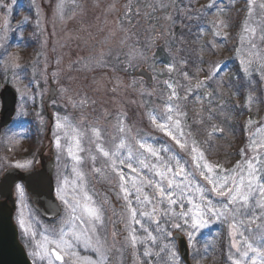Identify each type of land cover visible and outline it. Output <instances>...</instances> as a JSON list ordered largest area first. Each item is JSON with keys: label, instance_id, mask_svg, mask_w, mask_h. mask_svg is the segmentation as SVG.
Returning a JSON list of instances; mask_svg holds the SVG:
<instances>
[{"label": "rangeland", "instance_id": "374dc122", "mask_svg": "<svg viewBox=\"0 0 264 264\" xmlns=\"http://www.w3.org/2000/svg\"><path fill=\"white\" fill-rule=\"evenodd\" d=\"M58 2L59 0H52L49 4L48 0H0V36L7 35L8 41L5 43L8 50L20 57V63L24 67L21 80H16L12 71L6 70L4 61L0 59V91L9 86L17 96L14 118L6 128L0 130V175L7 168H15L18 162L32 161L20 170L32 167L36 152L47 133L48 119L42 101L48 94V80L58 89V96L50 103L49 108L53 117L49 140L55 152L53 178L56 198V189L60 186L65 188L68 198L72 197L76 177L71 171L74 161L68 156L67 149L60 153L55 149L52 135L55 118L66 117L79 128L88 125L90 128L100 129V143L106 149L113 148L114 138L118 135L117 117L126 118L125 123L134 132L142 130L172 145L162 133L152 130L145 114L146 106L164 111L163 105L171 91L165 81L173 83L181 97L186 96V99L180 101L186 116H181L180 120L184 132L191 134L188 136L189 147L195 140L209 162L219 163L227 169L256 155L255 149L250 147V137L255 136L257 140L264 137V133L256 131L258 127L264 126V64L259 62L256 55L259 53L260 57H264V9L259 7L264 0H255L251 14L246 0H223L220 5L223 12H217L215 8L208 9V14H211L208 15V22L205 21L200 27L204 34L198 40L199 59L202 61L197 69L200 71L196 70L193 74L206 85H212L208 92H203V88L197 90L195 83L191 90H182L184 85H191V82L196 81L182 75L183 63L178 61L177 56L174 58L177 49H172L169 45L168 36L173 17L166 9L174 7L172 0H103L90 8L88 15L84 13L80 0H63L62 19L55 13ZM209 2L210 0H193V5L195 10H207ZM129 5L134 12L139 11V15H132L131 24L124 17ZM151 5H156L159 11L156 8L154 11ZM121 15L122 20L119 19ZM234 15L244 17L239 28L232 26L229 20ZM221 20L226 21L228 26L214 28V23ZM246 27L255 30L252 41L256 44L255 48L251 47L250 33L245 31ZM214 32L219 34L213 35ZM149 36L157 44L150 49V52L155 49L151 56L158 49H165L166 53H171L170 63L176 64L175 70L170 72L166 65L160 66L156 71L149 68ZM2 52L3 49H0V53ZM231 59L237 63L245 78L246 86L241 91L228 79L227 67ZM241 60L245 63L252 61L250 75L242 71ZM213 64L224 65L219 73L220 78L206 80L205 73L213 70ZM142 69L151 75L150 85L135 77V73ZM174 74H177V79L173 78ZM213 87L217 89L218 98L210 103L208 97L217 96L211 93ZM17 88L21 91L17 92ZM22 94L29 97L26 103L21 100ZM250 94L256 102L249 106L247 97ZM81 101L85 103L82 104ZM22 104L23 110L27 112L23 120L16 117ZM220 105L224 106L223 112L219 109ZM238 106L243 107L240 110ZM209 109L212 110V118ZM37 113L40 115L37 116ZM249 119L252 124H248ZM242 124L246 125V129L240 133L238 130ZM212 125L222 127L224 132H215L210 137L209 134L213 133ZM13 133H21L24 138L10 140ZM61 143L64 145L71 141L62 136ZM81 145L86 149L83 152L77 151L75 144L71 143L73 151L84 158L83 164L78 167L85 177L83 187L104 210L105 228L101 231V237L106 236L107 243L104 246L109 250L111 264H142L143 258L126 239L132 222L120 194L118 180L87 136L82 138ZM242 149L246 152L245 156L241 155ZM259 151L264 153V148ZM92 156L96 157L95 168L104 170L101 173L93 171ZM65 178L69 180L68 185L63 184ZM15 193L17 209L14 221L19 229V239L34 264L30 253L42 237L37 235L33 239L31 232L46 233L50 238L57 236L62 228L67 227L68 214L62 201L57 198L63 208L62 215L52 222H46L32 209L26 193L21 197L16 188ZM21 219H24L26 226L31 225L28 235L20 227ZM175 233L177 232L173 230V235ZM180 235L184 238L183 234ZM205 244L212 247L207 257L200 259L199 264H231L228 259L226 229L213 232L210 236L205 233V238L198 244L201 253ZM77 251L82 255H94L84 252L82 248ZM189 259L190 264H197L191 254ZM36 264L40 262L36 261Z\"/></svg>", "mask_w": 264, "mask_h": 264}, {"label": "snow or ice", "instance_id": "6c2138e0", "mask_svg": "<svg viewBox=\"0 0 264 264\" xmlns=\"http://www.w3.org/2000/svg\"><path fill=\"white\" fill-rule=\"evenodd\" d=\"M222 3L223 0H210L206 7L223 12L224 9L220 7ZM246 3L251 14L255 0H246ZM151 7L156 10L155 5ZM259 7L264 9V3ZM63 8L64 2L59 0L55 13L61 19L64 17ZM132 15H139V11L134 12L133 7L129 5L125 11L128 24L132 23ZM185 18L191 19L190 16ZM213 26L226 28L228 25L226 21L221 20ZM245 31L250 33L251 47L255 48L256 44L252 42L255 30L246 27ZM203 34L204 30L199 29L197 38ZM7 41V35L0 36V49H3L0 59L4 61L5 69H10L16 80H21L24 67L20 63V57L8 50L5 43ZM16 46L20 47L19 44ZM256 55L259 62L264 64V57H260L259 53ZM182 62L184 65L188 63L187 60ZM251 64V60L247 63L241 60L242 71L246 75L251 74ZM166 67L171 72L175 70L176 64L170 63ZM211 67L213 70L205 73L206 80H219V73L224 65L213 64ZM182 75L189 78L187 71ZM191 79H195L197 90L210 86L195 77ZM165 84L171 91L163 105L164 111L146 106L145 114L152 130L162 133L174 147L150 133L139 129L134 132L133 128L125 123L126 118L117 117L118 135L114 138L113 148L106 149L100 143V129L90 128L88 125L79 128L66 117L55 118L52 133L54 146L57 153L67 149L68 156L74 161L71 171L76 177V182L71 198L65 194L63 186L56 189L57 198L62 201L68 214L67 227L51 238L46 233L31 232L33 239L37 235L42 237L30 253L34 264L36 261L40 264H111L109 250L104 246L107 243L106 236L101 237V231L105 228L103 207L98 205L83 187L85 177L78 167L83 164L84 158L77 155L71 146V143H74L77 151H85L81 145L85 136L89 138L90 143L95 144L97 153L102 154L105 165L118 180L119 191L132 222L126 239L143 258L142 264H187L186 256L189 254L199 264L200 259L206 258L212 247L205 244L201 253L198 244L205 238V233L210 236L222 229H226L228 259L231 264H264V153L259 151L264 148V137L259 140L255 136L250 137V147L255 149L256 155L244 163L238 162L231 169L224 168L219 163L209 162L195 140L189 147L188 136L191 134L185 133L182 127L180 117L186 116V113L180 101L186 99V96L181 97L173 83L165 81ZM27 87L26 85L25 89ZM16 90L21 91L19 88ZM214 98H218V94L216 97L209 96V102ZM27 99L29 97L26 94L21 95V100L25 103ZM247 102L250 106L256 100L250 94ZM23 109L24 104L16 112L18 119L23 120L27 116ZM219 109L223 112L224 106L220 105ZM208 111L212 118V110ZM39 115L37 113V116ZM252 123L249 119L248 124ZM212 128L210 137L215 132H224V129L217 125H212ZM256 131L264 133V126L258 127ZM62 136L66 140L70 139L71 143L62 145ZM14 138L24 137L21 133H13L9 139ZM241 155H246L245 150H241ZM91 159L94 172L104 171L95 168V156ZM31 163V160L18 162L15 168L23 169ZM63 184L68 185L69 180L65 178ZM15 187L23 197L24 187L20 184ZM19 224L25 235H28L31 225L26 226L24 219H21ZM173 230L183 234L184 239L181 241L179 235H173ZM78 248L94 255H82L77 251Z\"/></svg>", "mask_w": 264, "mask_h": 264}, {"label": "water", "instance_id": "95a60500", "mask_svg": "<svg viewBox=\"0 0 264 264\" xmlns=\"http://www.w3.org/2000/svg\"><path fill=\"white\" fill-rule=\"evenodd\" d=\"M135 76L144 79L147 85L152 83L151 75L145 70L138 71ZM48 83L49 92L43 100L45 116L48 119L47 133L34 158L33 167L26 171L9 168L0 175V264H31L19 241V232L13 220L16 212V184H22L32 208L44 221H54L62 214V208L55 197L53 182L55 153L48 141L53 124L49 105L57 98L58 92L51 80H48ZM0 101V128H4L11 122L15 113V91L5 86L0 91ZM174 235H179L181 241L184 239L178 233ZM181 253L183 254L182 245ZM186 259L187 264H190L189 255Z\"/></svg>", "mask_w": 264, "mask_h": 264}, {"label": "trees", "instance_id": "16d2710c", "mask_svg": "<svg viewBox=\"0 0 264 264\" xmlns=\"http://www.w3.org/2000/svg\"><path fill=\"white\" fill-rule=\"evenodd\" d=\"M51 1L52 0H48V3L51 4ZM99 1H103V0H80V5L84 7L83 8L84 13L88 15L89 9L95 7V5ZM172 2L174 4V7H169L168 9H166L170 12L171 16L173 17V23L170 30V35L168 36L169 45L172 49H177V53L174 57L175 59L177 56L178 61L179 60L188 61L187 65L183 64L182 73L184 71H187L189 74V78L192 81L193 79H191V77L195 76L193 74L194 72L196 73V70L199 66V62L202 61L201 58L199 59V54H200L199 41H198L199 38H197V35H198V30L203 25V23L205 21L208 22V18H209L208 9L207 10L201 9L203 10L202 13L198 10H195L193 5V0H172ZM155 8L159 11V8L156 5ZM188 16H190L191 19L185 18ZM240 16L241 15H234L229 19L232 23V26H235V28H239V24H242L243 22L242 20H244V17L240 18ZM122 18L123 16L121 15L119 19L122 20ZM155 45H157L155 40L153 39L152 36H149V41L147 43V48L149 49V54L147 55V61H148L147 64L149 65V68L152 71H156L158 68H160V66L163 67L171 62L170 60L171 53H166L165 49L164 50L158 49L157 53L151 56V54L155 52V49L153 52H150V49L153 48V46ZM169 51L171 50L169 49ZM152 66L154 69L152 68ZM227 72H228V79H230L229 82H233V84L236 86V89L238 91H241L244 88V85L246 86V82L243 74L239 69V66L234 61V59H231L229 61ZM173 78L177 79L178 78L177 74H174ZM241 80L243 82H240ZM194 83L195 82H191V85L190 84L184 85V88L182 90H184L185 92L191 90V88H193ZM209 85H210L209 87L203 88V92H208L210 90V87L212 85L210 83ZM212 92L214 94H217V89L216 88L214 89L213 87L211 89V93ZM225 104L226 103H223V105ZM242 107L243 106H238V109L241 110ZM240 127L241 129L238 130V132L240 131V133H243L244 130L246 129V125L242 124ZM237 129H239L238 125H237Z\"/></svg>", "mask_w": 264, "mask_h": 264}]
</instances>
